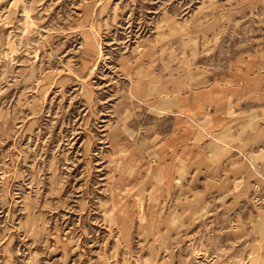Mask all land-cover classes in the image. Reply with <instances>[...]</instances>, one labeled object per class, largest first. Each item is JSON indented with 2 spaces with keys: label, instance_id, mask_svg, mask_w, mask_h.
Here are the masks:
<instances>
[{
  "label": "rangeland",
  "instance_id": "obj_1",
  "mask_svg": "<svg viewBox=\"0 0 264 264\" xmlns=\"http://www.w3.org/2000/svg\"><path fill=\"white\" fill-rule=\"evenodd\" d=\"M0 264H264V0H0Z\"/></svg>",
  "mask_w": 264,
  "mask_h": 264
}]
</instances>
